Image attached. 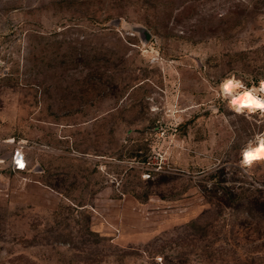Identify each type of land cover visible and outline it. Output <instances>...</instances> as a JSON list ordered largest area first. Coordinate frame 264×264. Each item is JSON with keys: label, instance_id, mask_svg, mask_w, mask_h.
Masks as SVG:
<instances>
[{"label": "rangeland", "instance_id": "obj_1", "mask_svg": "<svg viewBox=\"0 0 264 264\" xmlns=\"http://www.w3.org/2000/svg\"><path fill=\"white\" fill-rule=\"evenodd\" d=\"M230 76L264 80V0H0V143L28 161L0 264H264V116Z\"/></svg>", "mask_w": 264, "mask_h": 264}, {"label": "clouds", "instance_id": "obj_2", "mask_svg": "<svg viewBox=\"0 0 264 264\" xmlns=\"http://www.w3.org/2000/svg\"><path fill=\"white\" fill-rule=\"evenodd\" d=\"M218 96L227 102V107L236 114L248 115L259 112L264 116V80L259 86L246 87L241 79L230 76L221 81ZM240 165L251 168L264 162V132L257 133L241 149Z\"/></svg>", "mask_w": 264, "mask_h": 264}, {"label": "crops", "instance_id": "obj_3", "mask_svg": "<svg viewBox=\"0 0 264 264\" xmlns=\"http://www.w3.org/2000/svg\"><path fill=\"white\" fill-rule=\"evenodd\" d=\"M15 148L8 146V144L0 143V171L7 168L11 169Z\"/></svg>", "mask_w": 264, "mask_h": 264}, {"label": "built area", "instance_id": "obj_4", "mask_svg": "<svg viewBox=\"0 0 264 264\" xmlns=\"http://www.w3.org/2000/svg\"><path fill=\"white\" fill-rule=\"evenodd\" d=\"M28 161L22 146L14 149L13 162L11 168L15 171H24L27 169Z\"/></svg>", "mask_w": 264, "mask_h": 264}, {"label": "trees", "instance_id": "obj_5", "mask_svg": "<svg viewBox=\"0 0 264 264\" xmlns=\"http://www.w3.org/2000/svg\"><path fill=\"white\" fill-rule=\"evenodd\" d=\"M223 182H226V180H219L218 181V183H223ZM223 189H225V190H229V186H224V187H222ZM230 188H232L233 190H235V187H230ZM240 188H242L241 186L240 187H238L237 189H240ZM259 191H262V190H259ZM235 192V191H234ZM230 194L233 196V198H235V199H237L238 198V193H233V192H230ZM239 197H241V196H239ZM260 198H262V199H260ZM259 199H256V200H258V201H256L257 203H262L263 205H264V195H261V197H260ZM225 203V205L226 206H232L231 204H230V202H228V201H226V202H224Z\"/></svg>", "mask_w": 264, "mask_h": 264}]
</instances>
